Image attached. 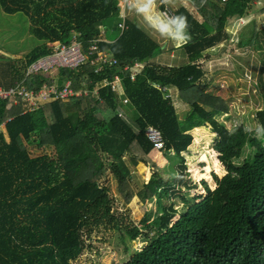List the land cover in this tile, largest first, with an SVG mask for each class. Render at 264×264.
<instances>
[{
	"label": "trees",
	"instance_id": "trees-1",
	"mask_svg": "<svg viewBox=\"0 0 264 264\" xmlns=\"http://www.w3.org/2000/svg\"><path fill=\"white\" fill-rule=\"evenodd\" d=\"M191 1L201 16L185 7L176 11L187 17L186 32L192 35L184 46L189 62L177 68L153 62L164 51L163 44L129 16L121 17L118 0H0L5 14L28 16L29 33L43 42L24 58L0 53L5 61L0 62V86L22 82L28 65L54 51L50 43L70 45L76 39L89 54L100 39L99 50L120 62L101 73L89 61L78 73L57 69L25 81L34 91L43 86L60 91L71 84L75 92H90L78 100L31 109L25 101L12 109L0 101V264H75L87 249L84 236L101 227L120 232L123 242L142 237L147 243L124 264H264V68L255 74L262 96V108L255 113L257 129L247 132L238 125L227 132L210 126L229 108L202 65L207 51L230 42L227 21L249 15L257 0ZM111 20L118 31L113 41L107 35ZM252 29L248 40L237 45L260 48L262 64V34ZM95 57L96 52L91 55ZM134 62L145 67L132 81L131 72L123 71L125 63ZM115 76L123 79L122 94L104 88L93 95L98 85ZM165 88L176 90L178 100L191 106L183 118L174 98L166 99ZM149 126L162 132L163 151L177 166L178 177L166 181L155 173L137 192L143 202L157 197L166 206L172 192L179 194L176 190L188 177L183 153L193 144V130L217 132L213 149L227 172L222 178L214 175L213 190L202 181L206 196H197L193 204L184 198L187 208L180 217L168 213L163 224L173 225L165 232L149 215L139 225L127 223L128 216L117 213L116 200L103 183L111 174L124 194L132 181L131 167H155L149 158L154 150L146 136ZM47 145L51 154L32 155L31 147ZM175 209L169 206V212Z\"/></svg>",
	"mask_w": 264,
	"mask_h": 264
},
{
	"label": "rangeland",
	"instance_id": "rangeland-1",
	"mask_svg": "<svg viewBox=\"0 0 264 264\" xmlns=\"http://www.w3.org/2000/svg\"><path fill=\"white\" fill-rule=\"evenodd\" d=\"M132 1L123 0V4L127 3L128 7L130 6L129 2L133 3ZM261 1L262 4L254 3L251 15L256 16L264 13V0ZM127 12L129 13L127 15L132 19L134 16L131 15L135 10L129 11L128 7ZM107 24L108 35L114 31L117 35L116 21L111 20ZM29 26H31V23L28 16L22 13L7 15L0 6V53L15 60L17 58H24L35 47L41 46L43 42L29 33ZM263 26L256 25V28L262 34L261 42L264 47V30L261 28ZM251 29L252 26L251 28L250 26H245L243 30L241 29L242 32L241 30L237 32V41L228 42L223 44L222 47L216 48L223 51H218L212 69L207 70V79H212L214 84L217 83L218 89L215 91L216 95L226 100L229 108L228 113L218 114L215 117L216 126L210 123L213 130H215L214 128L217 125L227 132L238 125H242L247 132H253L257 129L255 113L262 108V96L256 86L255 74L258 73L259 67L260 69L261 67L264 68V62L260 63L263 56L260 57V48L251 49L252 52H249L251 51L250 49H247V52H242L243 46L237 45L241 39V34L244 33L249 36L250 33L248 31ZM169 55L170 52L165 51L164 55H160L161 57L153 60V62L174 65V61L171 62L173 59L169 58ZM248 55L250 59L247 57ZM262 55H264V52ZM244 59H247L249 65L247 62H243ZM0 62L4 63L5 61L1 60ZM172 94L175 96V91H172ZM175 106L180 118H183L184 114L191 109L190 105L179 101L178 103L176 102ZM191 133L194 136L193 144L189 147L188 151L183 153L188 167L187 181L181 185L179 190H176L179 193L177 196L174 195V192L170 194V201H167L166 206H163L157 197L143 202L140 197L136 196L137 192L143 190L145 184L157 172H160L166 181H172L178 177L177 166L172 164V159H169L164 151L154 149L149 154V158L155 167L144 164L131 167L133 171L132 181L126 185L127 190L122 192L124 194L119 193V187L110 173L103 180V183L109 186L111 195L116 200L115 210L117 213L128 216L127 223L139 225L143 217L149 215L152 220H158L160 229L162 232H165L173 223L166 227L163 224L164 217L168 213L171 216L176 214L180 217L187 208L183 202L184 198L193 204L197 196H206V190L202 185V181L208 182L209 187L213 190L216 188L214 175L222 178L227 174L225 167L219 160V154L213 149V142L216 136H218L217 132L213 133L210 128L203 127L199 130H193ZM30 150L32 155L51 154L53 152L52 147L48 145L42 148L31 147ZM249 151L248 148L245 149L239 164L242 163ZM128 195L131 196L129 202L126 201ZM171 205H174L176 209L169 212V206ZM120 236V232L103 227L92 232L90 236H84L87 249L84 250L75 264H124L135 253L144 250L147 245L142 237L134 242H129V239H127V242H123Z\"/></svg>",
	"mask_w": 264,
	"mask_h": 264
},
{
	"label": "built area",
	"instance_id": "built-area-1",
	"mask_svg": "<svg viewBox=\"0 0 264 264\" xmlns=\"http://www.w3.org/2000/svg\"><path fill=\"white\" fill-rule=\"evenodd\" d=\"M226 0H222L224 2ZM260 0V4H261ZM123 0L120 1V16L123 18L127 17V10L125 9L127 3L122 5ZM161 12L165 13L169 18L176 16V10L170 6H166ZM238 21L237 24L233 26L244 25L242 18H237L231 22ZM122 28L125 27L124 24L121 25ZM234 34L236 32H233ZM101 42L98 39L91 47L90 53L86 54L82 45L76 41L72 44L63 45L61 43H50L48 46L53 48L54 51L47 56L40 57L36 61L28 65L26 71L24 72V80L21 82H16L10 88L0 86V101L7 102V108L12 109L14 106L18 105L20 101H25L29 108H37L45 103L61 100L63 102H70L83 98V96H90V92H75L69 84L63 90L56 88H49L43 86L39 90H30L25 86V81L27 78H32L34 76L42 75L44 73H49L57 69L69 70L78 73L85 65L90 61L92 67H97L96 72L101 73L104 69L117 67L119 61L117 58L113 57L109 52L99 50L98 43ZM96 52V57L91 58V55ZM145 64L141 62H134V64H124V73L131 72V80L135 81L137 75L143 71ZM104 88H110L112 92L123 93V79L119 76L111 82H103L98 85L93 92L96 97L99 95V91ZM164 92L168 93L166 99H173L169 93L171 89L165 88ZM127 103V101H125ZM146 136L154 144V149L163 151L164 139L162 132L153 126H149L146 130Z\"/></svg>",
	"mask_w": 264,
	"mask_h": 264
},
{
	"label": "crops",
	"instance_id": "crops-1",
	"mask_svg": "<svg viewBox=\"0 0 264 264\" xmlns=\"http://www.w3.org/2000/svg\"><path fill=\"white\" fill-rule=\"evenodd\" d=\"M118 1L120 2L121 0H118ZM132 2L133 3L129 2L130 6H128L129 11L135 10V12L131 15V16H134V17H132V20H135L137 23H139L140 26L146 30L147 35L149 37H151L154 40H157V42L159 44H163L164 51L162 52L161 56L164 55L165 51L170 52L169 58L173 59L171 62L174 61V65H171V67L179 68V67H183V65L187 64L189 62V60H188V55L186 53V50L184 49V46L181 48H177L175 46L174 42H172L169 38L161 37L157 32H155L153 29H151L149 27V25L147 24V22L143 19L141 14H139L136 11V8L133 6V5H135L136 0H133ZM256 2L260 4V0H257ZM261 4H262V2H261ZM122 5H124V4L122 3ZM163 6L164 7L170 6V7L174 8L176 11L181 7H185L190 13L196 15L197 17L201 16L200 15V12H201L200 8L198 6H196L195 4H193V2L191 0H163V2H162V0H157V11H161ZM128 7L126 6L125 9L127 10ZM127 14H129V13L127 12ZM127 16H129V15H127ZM208 16H209V11L206 12V17H208ZM263 17H264V13L258 14L256 16L249 14V15L244 16V17H239V18H242V20L244 21V25H241L239 27L233 26V24H237L238 21L231 22V21L237 19L236 17L229 19L226 23V31L230 35V42L237 41V39H238L237 32L240 31L241 29L243 30V28L245 26H247V27L250 26V28L252 26V28H253V27H256V25H258V26L264 25ZM208 19H210V18H208ZM261 28H263V30H264V26ZM242 30H241V32H242ZM259 30H260V28H259ZM233 31L236 33L234 34ZM248 33L251 34L252 30H249ZM109 36H110V38H109ZM249 36L247 34L242 33L240 36L241 37L240 41H243V42L247 41ZM112 39H113V32H111L110 35H108V40L113 41ZM223 44H226V43H221V44L213 47V49L206 52V54H205L206 58H205V60L202 61V65H203L204 71L206 72V75H208L207 70L212 69V67L214 65V61H215L214 59L216 58L218 51H223L222 49H216V48L222 47ZM245 46H247V47H245ZM245 46L242 47V52H247V49H250V50L254 49V48H251V45H245ZM249 52H252V50ZM161 56H159V57H161ZM159 57H157L155 59H158ZM247 57L250 59L249 55ZM155 59H153V60H155ZM179 60L181 62L180 64H179ZM243 62H247V64H248L247 59H244ZM2 87H5V86H2ZM172 91H175V96H173ZM170 92H171V96L174 98V101H176L177 103H178V101L182 102L181 100H178V92L176 90L171 89ZM176 102H175V105H176Z\"/></svg>",
	"mask_w": 264,
	"mask_h": 264
},
{
	"label": "clouds",
	"instance_id": "clouds-1",
	"mask_svg": "<svg viewBox=\"0 0 264 264\" xmlns=\"http://www.w3.org/2000/svg\"><path fill=\"white\" fill-rule=\"evenodd\" d=\"M133 6L144 17L151 29L161 37L169 38L177 48L192 41L191 33L186 32V29L190 27L186 16L180 14L169 18L165 13L157 11V0H136Z\"/></svg>",
	"mask_w": 264,
	"mask_h": 264
},
{
	"label": "water",
	"instance_id": "water-1",
	"mask_svg": "<svg viewBox=\"0 0 264 264\" xmlns=\"http://www.w3.org/2000/svg\"><path fill=\"white\" fill-rule=\"evenodd\" d=\"M217 187V186H216Z\"/></svg>",
	"mask_w": 264,
	"mask_h": 264
}]
</instances>
